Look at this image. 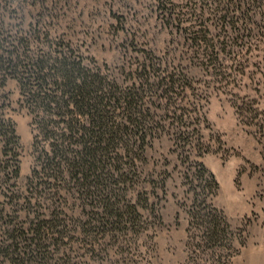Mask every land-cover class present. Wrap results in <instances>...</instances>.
Segmentation results:
<instances>
[{
	"label": "rangeland",
	"instance_id": "374dc122",
	"mask_svg": "<svg viewBox=\"0 0 264 264\" xmlns=\"http://www.w3.org/2000/svg\"><path fill=\"white\" fill-rule=\"evenodd\" d=\"M233 1L235 12L220 20L222 0L218 8L208 0H0L4 27L37 23L120 83L147 55L173 65L192 82L183 106H195L207 121L198 143L194 135L191 145L177 144L170 131L146 149L128 194L143 207L141 230L84 232L79 221H86L87 211L68 203L63 218L71 239L56 249L51 264H264V0ZM167 8L186 22L163 17ZM200 27H207L205 36L217 49L210 56L203 55L204 45L187 40ZM7 90L20 143L22 192L33 167V133L16 83L10 81ZM201 143L210 150L199 158ZM198 163L214 176L216 190L199 177ZM194 200L224 215L229 246H197L199 229L190 224ZM4 215L0 235L32 218L24 210L7 209ZM0 264L32 261L26 255L23 262Z\"/></svg>",
	"mask_w": 264,
	"mask_h": 264
},
{
	"label": "trees",
	"instance_id": "16d2710c",
	"mask_svg": "<svg viewBox=\"0 0 264 264\" xmlns=\"http://www.w3.org/2000/svg\"><path fill=\"white\" fill-rule=\"evenodd\" d=\"M208 1L219 7L220 0ZM222 2L219 18L229 19L236 2ZM171 10L161 14L169 21L186 22ZM2 23L0 220L7 209L24 210L32 218L1 231L0 259L23 262L27 255L32 264H51L56 249L71 239L70 224L63 218L68 203L87 211L86 221H79L84 232L141 230L143 207L128 194L138 164L146 161V149L170 131L177 144L191 145L194 135L197 143L202 139L205 116L195 106L190 111L182 104L183 95L193 89L191 80L173 65L147 55L120 83L68 41L42 26L38 29L37 23L27 29ZM206 31L200 27L186 35L198 48L204 45L203 55L217 50ZM10 81L16 83L20 108L29 115L33 133V167L22 192L17 187L19 137L9 116ZM209 150L201 143L196 156ZM197 166L199 177L216 190L214 176L201 163ZM195 203L190 224L199 229L197 246L215 250L230 244L224 215L207 201Z\"/></svg>",
	"mask_w": 264,
	"mask_h": 264
}]
</instances>
